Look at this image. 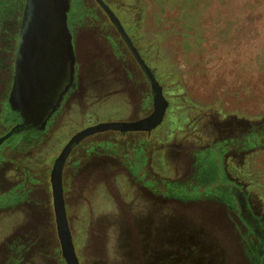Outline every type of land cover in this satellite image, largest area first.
<instances>
[{
    "label": "rangeland",
    "instance_id": "1",
    "mask_svg": "<svg viewBox=\"0 0 264 264\" xmlns=\"http://www.w3.org/2000/svg\"><path fill=\"white\" fill-rule=\"evenodd\" d=\"M74 1L84 21L95 23L78 32L79 50L92 51L83 54L86 59H101L105 53L111 96L79 99L40 139L5 149L0 193L11 191L20 198L0 206V264H66L51 185L56 157L87 124L141 117L153 108L151 84L144 75L139 80L138 61L120 35L107 28V14L95 0ZM107 1L117 16L135 25V42L161 77L171 73L164 60L187 73L185 91L169 92L189 99H170L164 90L170 105L174 101L171 122L163 121L150 134L103 133L78 147V164L69 177L67 169L64 193L80 264H249L244 236L249 233L250 243L259 238L242 204L264 229V144L242 156L232 149L212 162L200 155L196 174L193 153L225 137L205 134L209 120L264 117V0H192L194 14L199 12L193 24L181 15V0ZM187 10L192 9L183 10L186 15ZM197 30L204 40L193 50L184 45L183 35ZM107 39L110 47H105ZM170 77L164 85L176 87L178 80ZM96 156L110 165L91 166ZM133 159L139 160L133 171L119 167ZM223 189H231L228 197ZM235 190L244 193V203ZM151 202L154 217L164 222L175 218L183 225L182 230L175 224L178 232L165 230L159 239L164 263L160 258L153 262L155 242L141 240L134 224V213L145 215Z\"/></svg>",
    "mask_w": 264,
    "mask_h": 264
},
{
    "label": "flooded vegetation",
    "instance_id": "2",
    "mask_svg": "<svg viewBox=\"0 0 264 264\" xmlns=\"http://www.w3.org/2000/svg\"><path fill=\"white\" fill-rule=\"evenodd\" d=\"M69 1L70 3L69 10L67 12V19L65 23H62L60 25V30L57 33V39L55 41V45L57 44V47L53 48L54 52L60 51L64 55V69L63 71L57 73L51 81V90L50 93L46 96L47 103L46 106H44L45 109L43 112L44 114L47 113L48 115L46 118V122L43 127H39L38 125L36 126L35 124H24L23 126H19L18 128L14 129L18 124L22 123L23 120L22 115L18 111L12 109L10 104V94L14 85L16 51L18 40L20 37V29L26 0H0V138L6 137L4 141L0 143V170L5 163L4 153L6 148L15 147L19 143V141L29 143L30 141H32V139H34L33 141L40 139L44 134H46L49 128L53 126V124L57 123L62 113H65L71 110L72 107L79 105V99H107L111 96V90H106L107 85L110 82V70L104 60V58L106 57L105 53L102 54L101 59H96V57H91L92 59H86L83 54H86V56H88L89 54L92 55V51H90L89 48L84 49L82 52L79 50L78 32L89 31L90 29H92V27H95V23L85 22L84 17L79 15L81 13V10L75 5L76 1ZM104 1L112 9L115 10L113 4H111L107 0ZM95 2L107 14V22L109 21L107 23V28H112L117 34L120 35L122 41L125 43L126 47L136 59L131 46L129 45L127 39L124 37L123 33L118 28L117 24L111 19L107 11L101 6L98 0H95ZM118 17L132 44L140 51L142 57L148 64L147 59L142 54L140 48L135 42V38L133 36V30L136 29L135 25H133L132 23V25H129L125 20H123L122 17H120L119 15ZM94 18L97 19L96 17ZM84 23H87L88 26H84ZM89 23H91V25ZM104 43L105 47L107 43L109 44V47L111 46V40L109 39L104 41ZM112 45L115 48V45ZM150 68L153 71L151 66ZM137 70L139 80H141V77L144 75L149 81L142 65L139 62L137 64ZM92 92L97 93V95H93ZM138 118L140 117H132L122 120H133ZM99 121L100 120L96 121L95 123ZM88 125L91 124H87L86 126ZM12 129H14L13 133L7 137L6 135ZM111 131L119 133L121 136H127V134L135 133L150 134L153 130L151 132H120L115 130ZM100 134H103V132L88 136L72 147V150L66 159L63 170L64 191L66 190L65 178L67 169L69 167L71 168V171L68 174L69 177L70 175L74 174L75 168L78 164V159L76 157L78 147L83 146L89 138L97 137ZM112 159L114 160V157ZM105 160L106 159H102L100 156H96L95 159L90 161L91 166L106 167L110 165L109 162ZM138 162L139 160L137 161V159H133L132 161H124V166L119 167L132 168L133 171V169L138 166ZM203 174H205V171L203 172ZM5 192L6 191L0 193L1 207L8 206L10 204L13 205L15 201H18L20 198V196L15 197L16 194L12 193L11 191H7V193ZM244 196V194H239L242 202L245 199ZM242 209V214L254 230L253 233L258 235L259 238V241L257 239L255 242H251L249 244L250 246L248 249V253L251 257L250 260H252L253 264H264V229L260 225L259 217L251 214L250 210L246 209V206L244 204H242ZM147 211L148 213H145V215L142 214L143 211L134 213V224L141 234V237H143L141 240H145L146 238H153V241L155 242L154 245H152V248H154L153 262L158 261L160 258L161 262L164 263L166 262L164 257L162 258L161 256H158L160 255V253H162V250L157 249V243H159V239L164 236L165 230H168L169 233L178 232L177 227L183 230V225H177L175 218H171L168 222H164L158 216L154 217L156 209L153 207L152 202L150 209H148ZM142 216L146 217V219L144 220L145 223ZM175 224L177 225V227H175ZM153 229L155 230V233L152 232ZM4 263L9 264V261H5L3 262V264Z\"/></svg>",
    "mask_w": 264,
    "mask_h": 264
},
{
    "label": "water",
    "instance_id": "3",
    "mask_svg": "<svg viewBox=\"0 0 264 264\" xmlns=\"http://www.w3.org/2000/svg\"><path fill=\"white\" fill-rule=\"evenodd\" d=\"M98 2L117 24L142 65L151 84L153 108L149 114L138 119L103 120L84 127L72 135L56 157L51 170V185L57 232L66 264H80L67 215L63 186L64 165L72 147L88 136L109 130L151 132L163 123L170 104L163 85L132 44L119 17L104 0ZM69 3V0H26L16 51L14 85L10 94L11 107L22 115L23 120L14 129L24 124L43 127L46 122L48 115L43 112L51 81L64 69V55L60 51L54 52L53 48L57 47L55 41L60 25L67 19ZM14 129L6 136L11 135ZM5 138H0V143Z\"/></svg>",
    "mask_w": 264,
    "mask_h": 264
},
{
    "label": "trees",
    "instance_id": "4",
    "mask_svg": "<svg viewBox=\"0 0 264 264\" xmlns=\"http://www.w3.org/2000/svg\"><path fill=\"white\" fill-rule=\"evenodd\" d=\"M192 2V0H181L179 1V3L181 4V15H184V18L187 20V22L193 24L195 23V17H197L198 14H194L193 10L196 12L195 9L196 6H194V8L190 7V3ZM195 3V2H194ZM188 8H191L192 10H187V15L185 13H183V10H186ZM200 11V10H199ZM187 27V26H186ZM184 36V45L186 47H189L190 49L195 50L199 45L200 42H203L204 38L202 33L197 30L196 33H194L193 35H183ZM190 41H189V40ZM191 42L192 44L195 46L192 47L191 46ZM140 48V47H139ZM143 54V53H142ZM161 56V55H160ZM164 58V56H162ZM165 64H164V68H166L169 72V76L165 75L164 77H161L159 75L160 71L155 68L152 67L155 75L157 76V78L159 79V81L161 82V84L164 87V90L166 93L169 94L170 99H189L187 98L186 95H183L180 97L179 93L176 92L174 95H172L169 91L170 90H176V88H180L183 89L185 91V83L183 81L184 78V71L180 68H173L171 66V63L168 60H164ZM173 73V74H172ZM174 75V78H176L178 80L177 82V86L176 87H172L173 85H171L170 87H167L164 85L165 81L170 80V76ZM167 79V80H166ZM149 100V99H147ZM173 101V100H172ZM148 102V101H146ZM174 103V101L172 102ZM172 103L171 105L169 104V108L167 110V114L166 117L164 119V123L166 122H171V117H172V112L174 113L175 111L172 110ZM205 134L210 137H217L220 138L219 136H225L222 137L223 139H218L216 142L211 141L207 143V147L205 148V150H199V151H195L193 153V155L195 156V174L197 172V170L199 171V161L200 158L204 157V156H209L208 161L212 162L214 159H216L218 157V155L220 156H224L226 155L229 151H233L235 150V154L242 156L244 153L249 152L252 149H255V147L264 144V117L261 119H255V120H248L245 118H236L233 120H229V119H225V120H209V122H207L206 126H205ZM109 132H114V131H104L103 133H109ZM208 136V137H209ZM233 149V150H232ZM201 155V157H199ZM231 190V189H230ZM230 190L227 189H223V191H221V193L225 194L226 197H228L230 195ZM181 193H184L185 190H181ZM207 192H211L210 189L207 190ZM214 192L217 193V191L215 190ZM234 193H237V190L232 191ZM239 195V192L237 193ZM244 194V193H243ZM227 201V200H226ZM228 204H230V201H227ZM251 231H254L253 228H251ZM249 233H247L246 236H244V240L247 239L246 244V255L248 257V261L249 264H253L252 260L249 253H248V249H249V244H250V239L248 238Z\"/></svg>",
    "mask_w": 264,
    "mask_h": 264
}]
</instances>
